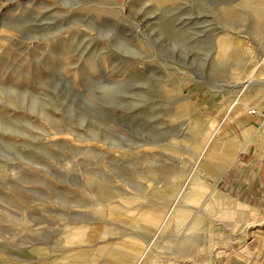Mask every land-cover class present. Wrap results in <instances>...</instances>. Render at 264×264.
<instances>
[{
	"label": "rangeland",
	"instance_id": "obj_1",
	"mask_svg": "<svg viewBox=\"0 0 264 264\" xmlns=\"http://www.w3.org/2000/svg\"><path fill=\"white\" fill-rule=\"evenodd\" d=\"M263 79L264 0H0V264H182L264 235L205 185Z\"/></svg>",
	"mask_w": 264,
	"mask_h": 264
},
{
	"label": "crops",
	"instance_id": "obj_2",
	"mask_svg": "<svg viewBox=\"0 0 264 264\" xmlns=\"http://www.w3.org/2000/svg\"><path fill=\"white\" fill-rule=\"evenodd\" d=\"M260 82L264 83V79ZM263 100L259 96L251 103L258 106ZM231 122L222 137L224 139L213 142V146L220 151L218 158L221 165L214 164L216 170L208 175L205 185L209 188L218 181L222 183L223 188L238 199L237 207L242 208V212L241 209L238 212L244 214L243 222L258 224L264 217V119L250 115L247 110V113L238 114ZM203 159L208 161L207 155ZM216 194L226 198L218 192ZM241 233L243 236H237L234 230L229 231L222 238L232 241L220 248L219 252L215 250L211 253L205 249V257L200 261L191 260L182 264H264V235L259 231ZM242 237L251 241L244 244L234 241Z\"/></svg>",
	"mask_w": 264,
	"mask_h": 264
},
{
	"label": "built area",
	"instance_id": "obj_3",
	"mask_svg": "<svg viewBox=\"0 0 264 264\" xmlns=\"http://www.w3.org/2000/svg\"><path fill=\"white\" fill-rule=\"evenodd\" d=\"M249 114L264 119V100L259 107L250 108Z\"/></svg>",
	"mask_w": 264,
	"mask_h": 264
},
{
	"label": "bare ground",
	"instance_id": "obj_4",
	"mask_svg": "<svg viewBox=\"0 0 264 264\" xmlns=\"http://www.w3.org/2000/svg\"><path fill=\"white\" fill-rule=\"evenodd\" d=\"M261 104H262V103H261ZM261 104H260V105H261ZM260 105H258V106H255V107H259ZM251 108H252V107H251ZM249 110H250V108H249ZM249 110H248V112H249Z\"/></svg>",
	"mask_w": 264,
	"mask_h": 264
}]
</instances>
